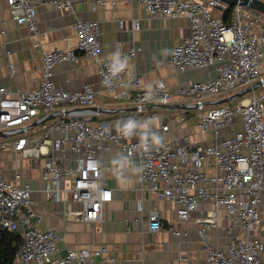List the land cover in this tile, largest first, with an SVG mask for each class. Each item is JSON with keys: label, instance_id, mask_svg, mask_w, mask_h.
<instances>
[{"label": "built area", "instance_id": "built-area-1", "mask_svg": "<svg viewBox=\"0 0 264 264\" xmlns=\"http://www.w3.org/2000/svg\"><path fill=\"white\" fill-rule=\"evenodd\" d=\"M4 1L15 24L36 36V5L31 0ZM38 1L57 11H74L75 3L81 0ZM142 3L149 18H183L187 23L189 36L172 49L170 66L180 73L212 68L214 75L204 81H187L174 94L162 82H156L149 92H139L141 78L124 63L135 57L137 50L113 58L101 56L98 22L77 19L72 24L75 48L41 50L38 87L16 95L9 88H0V132L14 137L0 142V160L5 151L23 159L43 157V190L51 193L56 203H64L68 196L70 202L81 207L66 209L65 219L95 222L102 218L103 205L111 201V191L99 183L98 156L116 145L125 157L138 161L140 183L159 199L174 203L179 221H188L201 205L209 207L206 218L196 220L207 264H264V240L252 234L260 228L264 216L260 207L264 190V15L240 5L224 15L227 6L218 0ZM90 4L95 9L103 0H91ZM138 28V22L132 21V30ZM79 60L94 63L103 89L114 99L129 98L133 90L139 92L138 102L150 98L168 105L175 96L185 100L184 106L195 114L199 134L210 135L212 143L184 136L180 144L173 146L148 138L132 127L113 129L108 123H91L84 109L94 106V88L83 84L64 90L52 80L56 65ZM257 82L260 85L256 90L246 98L233 100L236 102L231 106L217 104L219 100L208 101ZM70 106L81 110H66ZM49 116H55L52 123L38 138L32 137L29 133L33 128L29 126ZM168 127L164 124L161 130L166 132ZM55 133L58 138L53 137ZM65 148L72 154L73 166L55 160V154ZM20 179L18 173L8 180L0 172V231L17 233L22 240L15 264H115L103 246L92 254L72 248L60 254L57 232L39 228L41 217L32 190L28 184H20ZM219 210L228 220L230 242L225 249L213 248L206 234L216 225ZM162 226L152 211L148 230L158 232ZM173 234L181 235L176 231Z\"/></svg>", "mask_w": 264, "mask_h": 264}, {"label": "crops", "instance_id": "crops-1", "mask_svg": "<svg viewBox=\"0 0 264 264\" xmlns=\"http://www.w3.org/2000/svg\"><path fill=\"white\" fill-rule=\"evenodd\" d=\"M31 1L36 5V36L16 25L5 1L0 0V88H9L13 95L38 87L42 77L41 50L75 48L72 24L77 19L98 22L101 56L113 58L130 49L137 50L135 57L125 59L124 63L130 72L141 78L139 92H149L156 82H162L166 90L174 94L187 81H204L214 75L212 68L180 73L170 66L172 49L189 36L187 23L183 18H149L142 0H103V4L95 9L91 8V0H81L75 3L74 11H57L38 0ZM134 20L139 24L136 31L132 30ZM36 42L39 47L35 46ZM52 80L64 90L77 89L83 84L94 88L93 107L99 110L84 113L93 124L108 123L113 129L132 127L148 138L173 146L180 144L184 136L204 144L212 143L210 135L199 134L194 112L180 111L185 100L175 96L168 105L157 104L150 98L138 102L139 92L133 90L129 98L114 99L103 89L92 61L56 65ZM66 110L80 112L81 109L70 106ZM119 110L127 112L119 113ZM51 123L52 120L40 124L33 128L34 133L29 134L38 138ZM164 124L169 125L166 132L161 130ZM53 137L58 138L59 134L55 133ZM98 158L99 183L111 191V201L103 205L102 218L95 222L65 219L63 212L66 209L80 210L81 207L70 202L68 196L64 203H56L53 195L43 190L40 180L43 157L23 159L5 151L0 160V172L8 180H13L18 173L20 184L30 186L35 209L41 217L39 228L57 232L60 254L68 248L92 254L103 246L115 264H207L205 248L197 232L199 224L196 223V220L206 218L207 205H201L188 221H179L173 202L159 199L146 184L140 183L136 159L125 157L116 145L99 153ZM55 160L73 166L72 154L66 148L55 154ZM260 195V207L264 211V190ZM152 211L163 224L162 229L154 233L148 230V215ZM216 214V225L207 230V240L213 248L225 249L230 242L228 220L222 210ZM175 231L181 235L175 236ZM252 234L264 240V216L260 228Z\"/></svg>", "mask_w": 264, "mask_h": 264}, {"label": "water", "instance_id": "water-1", "mask_svg": "<svg viewBox=\"0 0 264 264\" xmlns=\"http://www.w3.org/2000/svg\"><path fill=\"white\" fill-rule=\"evenodd\" d=\"M220 3H222L223 5L227 6V7H233L235 5H240V6H243V7H246L252 11H255L257 13H260V14H263L264 15V2L260 1V0H218ZM221 8V6H219ZM260 85V82H257L255 84H253L251 87H248V88H245L244 90L240 91V92H237L233 95H231L229 98H225V99H222V100H219L218 102H216L217 104H225L227 102H230V101H233V100H236V99H239L241 97H243L244 95L246 94H249L251 93L253 90H256ZM146 99H144L143 101H145ZM161 108H166L167 106H160ZM169 107V106H168ZM180 109H187V107L185 106H182V107H179ZM85 111H98L99 109L96 108V107H91V108H87V109H84ZM119 113H125L127 112V110H119L118 111ZM105 113H117V111H105ZM55 119V116H49L47 117L46 119L40 121V122H34L33 124H31L29 126L30 129L40 125V124H43V123H46V122H49L51 120ZM7 136L2 134L0 132V138H6Z\"/></svg>", "mask_w": 264, "mask_h": 264}, {"label": "trees", "instance_id": "trees-1", "mask_svg": "<svg viewBox=\"0 0 264 264\" xmlns=\"http://www.w3.org/2000/svg\"><path fill=\"white\" fill-rule=\"evenodd\" d=\"M232 7H227L224 15L231 11ZM22 243L19 234L14 232L0 231V264H15V254Z\"/></svg>", "mask_w": 264, "mask_h": 264}, {"label": "rangeland", "instance_id": "rangeland-1", "mask_svg": "<svg viewBox=\"0 0 264 264\" xmlns=\"http://www.w3.org/2000/svg\"><path fill=\"white\" fill-rule=\"evenodd\" d=\"M245 87L243 86V87H238L237 89H235L232 93H230V94H225V95H219V96H215V97H213V98H211V100H208V101H215V100H222V99H225V98H229L231 95H233V94H235V93H237V92H240V91H242L243 89H244ZM264 90V89H263ZM257 91H260V90H257ZM248 95L249 94H246V95H244L242 98H246V97H248ZM236 101H230V102H227L226 104H224V105H226V106H231V105H233L234 103H235ZM213 108H216V106H212ZM180 111H182V112H190V110L188 109L187 111H184V109H181ZM180 111H178V112H180ZM193 110H191V112H192ZM174 112H177V111H174ZM34 130L35 129H33V130H30V133L32 134V133H34ZM14 137H7V138H0V140H2V141H6V140H12Z\"/></svg>", "mask_w": 264, "mask_h": 264}, {"label": "bare ground", "instance_id": "bare-ground-1", "mask_svg": "<svg viewBox=\"0 0 264 264\" xmlns=\"http://www.w3.org/2000/svg\"><path fill=\"white\" fill-rule=\"evenodd\" d=\"M245 97V96H244Z\"/></svg>", "mask_w": 264, "mask_h": 264}]
</instances>
